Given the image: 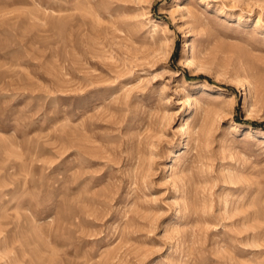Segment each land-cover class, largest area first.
<instances>
[{"label": "rangeland", "instance_id": "obj_1", "mask_svg": "<svg viewBox=\"0 0 264 264\" xmlns=\"http://www.w3.org/2000/svg\"><path fill=\"white\" fill-rule=\"evenodd\" d=\"M0 264H264V0H0Z\"/></svg>", "mask_w": 264, "mask_h": 264}]
</instances>
